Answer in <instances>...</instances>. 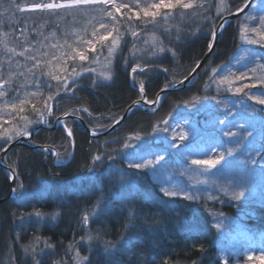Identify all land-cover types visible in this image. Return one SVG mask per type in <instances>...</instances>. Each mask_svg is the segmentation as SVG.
<instances>
[{"label":"trees","instance_id":"1","mask_svg":"<svg viewBox=\"0 0 264 264\" xmlns=\"http://www.w3.org/2000/svg\"><path fill=\"white\" fill-rule=\"evenodd\" d=\"M4 1L7 0H0V10L3 8L0 11V85L7 90V95L0 97V104L20 101L25 90L33 92V95L23 106V112L6 117L7 121L0 128V137L7 135L12 139L4 143L0 138L3 148L20 137L16 130L24 129V118L27 121L37 119L32 105L41 111L45 110V103L51 106V125L65 113L78 114L74 110L79 108L89 128L96 131L109 129L134 101L142 98L139 84H144L148 99L154 100L162 89L188 77L206 55L212 41L211 32L224 16L218 15V0H194L193 8L177 6L157 13L154 26L152 17L142 14L137 18L135 15L140 11L139 7L131 5L137 0L118 2L128 7L115 14L119 21L115 27L119 29L122 40L110 65L111 80L100 81L95 72L84 71L87 68L80 65L79 58L67 56L63 68L67 69L68 75L60 76V81H57L53 77L63 69L57 66L56 61L32 54L35 49H41L42 43L54 40L55 34L57 37L61 34L69 22V17L64 14L68 10H20L39 1L47 3L53 0H10L5 4ZM227 1V13L240 9L246 2ZM202 2L204 7L197 8ZM4 5L17 9L13 14L7 12ZM129 8L132 9L131 20L126 15ZM109 10L113 11L111 5ZM164 14L169 16L167 20L163 19ZM240 20L242 17L225 27L212 57L194 82L183 90L165 95L156 112L136 108L115 132L97 139H92L79 121L69 118L64 124L72 129L71 137L60 125L56 129H41L33 138L31 145L49 146L50 152L29 145L15 147L7 154V162L15 170L17 181L16 196L0 206V264H34L33 255L40 264H53L51 258L59 255L64 259L62 264H74L76 248L80 247L85 253L86 250L82 243L75 245L71 254L64 258L61 252L65 245L63 241L77 236L78 240L85 242L89 235L93 237L90 245L87 244L91 251L84 264H112L113 260L121 264H164V261L168 264H247L248 253L264 251V199L261 196L251 205H243L233 199L232 190L225 194L216 189L218 197L209 196L204 191L195 200L168 198L161 191L158 172L128 167L132 161L153 159L156 157L154 154L167 155L163 161L175 159L180 149L164 147L166 150L163 151L154 148L152 135L161 132L165 135L163 142L183 122L192 124L187 130L196 136L193 147L209 145L208 129L222 118L220 113L206 115L199 110L201 105L198 103L202 104L215 93L208 90L215 79L210 68L222 66L233 73L242 56L259 57L257 48L241 46ZM131 31L139 32L138 37L131 36ZM145 34L157 35L163 51L160 49L156 53L155 48L149 49L139 42L138 38ZM103 50L104 47L97 46L88 55L85 65L94 60L100 62L97 54ZM73 68L82 73L76 78V83H73ZM133 68H136L135 73ZM6 80L11 83H5ZM44 81L53 87L67 82V89L60 87L59 95H56L52 89L44 87ZM221 94L216 93L220 99L223 97ZM49 95L55 98L49 100ZM85 108L87 112L82 110ZM12 121L15 126H11ZM10 123L9 127L14 128L6 132L4 127ZM39 124L33 122L28 131ZM165 128L167 132L163 131ZM3 148H0V153ZM96 156L101 159L95 160ZM228 174L225 170L224 175ZM121 178L135 182L124 188ZM10 191L11 175L0 167V198L9 195ZM101 197L109 203L108 212L99 220L93 218L84 224L82 218L92 214ZM129 208L135 211L132 221L128 219ZM37 211L51 216L50 219L44 223L39 221L34 215ZM57 213L59 215H55ZM222 215L235 220L236 231H242L240 234L246 237L237 242L239 247L236 245L230 249L226 245L225 252L219 243L224 237L215 227ZM44 240L53 247L43 251L41 257L38 255L41 246L47 250ZM107 245H115L112 249L114 255L105 251Z\"/></svg>","mask_w":264,"mask_h":264},{"label":"rangeland","instance_id":"2","mask_svg":"<svg viewBox=\"0 0 264 264\" xmlns=\"http://www.w3.org/2000/svg\"><path fill=\"white\" fill-rule=\"evenodd\" d=\"M9 1L10 0L4 1V4ZM11 1L15 2L16 0ZM22 1L25 2L28 0ZM122 1L125 0H116L117 3ZM50 2L53 1H48L47 3ZM55 2L60 3L61 0H56ZM128 2L129 1L127 0L126 3ZM154 2H156V0H137V2L133 1L132 3L136 8L139 7V10L141 11L143 8L150 6ZM47 3L39 1L38 4ZM4 6L7 12H13V14L17 9V7H11V5ZM103 7L104 6L102 5H95L82 7L80 9L60 8L51 10H68V12H64V14L65 17H69V22H67L63 27V30L58 37L57 34H55L56 38H54V40L47 44L42 43V50L35 49L32 55L42 57L44 59H53L54 62L56 61L57 66L63 69V71L61 70L57 73V76L65 77L68 75V72L66 68H63V65L66 63L65 59L67 56L72 59L70 49H74L77 52H83L87 57L86 59L81 60L79 56L75 57L80 59V65L82 64V66H85L86 68L89 67L95 69V75L99 77L100 81H109L105 80L101 76V73L107 71L105 66L109 63V60L106 58L108 57V45L111 42L112 37H109L107 41L101 43L97 42L96 38L92 35L94 30L98 35L105 32V30L99 26L100 21H103L109 27L115 25L116 23L111 20V17L103 14L101 11ZM24 9H27L25 11L49 10H33L32 5L27 6ZM109 9L110 5L107 6L106 11H110ZM164 9L166 8L160 9L157 13H160ZM2 10L3 8H1L0 11ZM250 11L252 12L250 15L254 18L264 16V0H255ZM217 12L220 17L228 14L227 0H218ZM246 16L248 15H244L242 20L238 22V29L240 30V44L242 47L250 46L257 48V54L259 57L257 59H251L248 55L242 56L233 73L230 72V70H226L225 67L223 68L222 66L210 68L211 76L215 77V79L212 80L211 87L209 86L211 89L208 90H214L215 93L203 100L202 104H200V102L198 103L201 105L199 110L206 115L211 113H220L222 118L208 129L207 135L209 136V145L193 147V140L196 136L194 133L188 132L187 129H191L192 126L189 122H183L178 127H175L173 132L170 134V138L163 140V142L162 138H165V135L161 134V132H157L152 135L155 140L154 148L160 150L162 149L163 151L166 150L164 147H172L175 150L180 149V154L176 158L173 157L175 159H172L171 161L168 159L164 161L161 160L159 164H157L154 168H151L160 175L161 189L163 188L168 191L187 190L188 194L195 196V199H197L204 191L209 196L215 195L218 197L217 191H221V185L230 186V191L237 184L242 183L245 185L244 196L238 200L235 199L237 202H240L243 205H251L254 204V202H257V197L259 196L264 199V104L259 103V99H264V95H261L264 93V83H260L257 80V77L264 76V70L257 69L255 74L249 70L250 68L256 67V64L264 65V43L256 42L261 40V35H259L256 31H251V28L253 27L259 29V26L254 22L248 24V31L243 30ZM259 31L264 32V29H259ZM136 33L139 34V32ZM117 34L118 33L115 31L112 33L113 36H116ZM138 39L139 42L147 46L149 49L152 47L156 49V53L160 52V47L162 45L160 44L161 42H159L160 40L157 35L148 36V34H145L141 35ZM90 40L94 45V49L97 46L105 48V50L97 54L100 62L97 63L95 60L92 62L90 61L91 66L85 65L84 63L87 61L90 52H94L93 47H90L88 44V41ZM121 40L119 47L109 58L110 62H112L113 58L118 53ZM260 54H262V57H260ZM48 55H51L52 57L49 58ZM214 69L216 70L215 72H213ZM236 88H241L242 91L237 92L235 90ZM216 93H222V99H220ZM32 95L33 92L25 90L21 100H25L26 104L29 102ZM13 104H15L17 108L21 106L20 101L17 100L11 102L5 101L0 104V128L3 123L7 121L6 117H11L12 115L17 114L18 110H13ZM24 105H22V107ZM9 125H11V123L4 127L6 128V132H10V130L14 128H10ZM23 125H25V123ZM29 125L30 124H28V126ZM11 126H15V122H13ZM180 135L185 136L183 141L179 138ZM173 137H175V139H173ZM220 154H223L224 159L221 160L215 168L209 165L192 164L193 160H212L218 158ZM163 156L164 158L167 157V155ZM155 159L156 157L148 159L145 162ZM237 169L239 170L238 173ZM225 170L228 171V175H224ZM134 182L135 181L132 179L124 178L122 184L123 187L126 188V186H129ZM216 189L218 190L216 191ZM236 190L239 191L238 188ZM133 201L136 202L135 197ZM94 208L92 209V214H86L88 216V221L94 218ZM50 217L51 216L49 215H43L38 218V220L44 223L49 220ZM234 222L235 220H231L230 218L222 215L219 216V219L215 224V227L218 229L220 235L224 237L223 241H219V243L222 244L223 252H225L224 249L226 248V245H228L230 249H233L236 245L239 247L237 242H239L240 239L244 240L246 238L240 234L242 231H236L237 226ZM217 225L220 227H217ZM44 241L49 242L48 240ZM81 243V245H83L82 247L86 250V253L84 251H79L80 249L77 247L74 254V264H81L80 257L86 256L89 258L90 256L88 254L90 252V242L85 241ZM41 249H43L42 246ZM48 249H43V251L47 252ZM62 249H64V247H61V252L63 253L64 250ZM50 250H52V248H50ZM39 252L40 253L37 254L43 257V252H41V250H39ZM77 252L79 253V257L76 255ZM62 255H64V258L67 257V253ZM262 256H264V251L260 254L248 253L247 264H264V259H261ZM249 257H251V259H249ZM53 259L56 260L54 264H57V262L62 264L61 260L58 261L55 257ZM84 263H86V261L82 262V264Z\"/></svg>","mask_w":264,"mask_h":264},{"label":"snow or ice","instance_id":"3","mask_svg":"<svg viewBox=\"0 0 264 264\" xmlns=\"http://www.w3.org/2000/svg\"><path fill=\"white\" fill-rule=\"evenodd\" d=\"M193 3L194 0H156V2L152 3L150 6H147L145 8H143L141 11L136 12L135 15L137 16V18H139L141 16V12L143 14L144 17H152L153 18V24L155 26V17L157 15V10L158 9H163V8H174L179 6L182 9H189V8H193ZM95 5H102L104 6L101 11L103 12L104 15L111 17L112 21H115L116 24L119 23V21L117 20V16L115 14H118L121 12V9L128 7L127 4H118L116 2V0H61L60 3H56L55 0H53V2L47 3V4H35L32 5V9H49V10H54V9H60V8H64V9H80L82 7H86V6H95ZM111 5L113 8V11H106L107 6ZM135 7V5H133ZM204 7V3H200L199 5H197V8H202ZM248 7V3L247 0L245 2V4L240 7V11H243L245 8ZM21 11H25L27 9L21 8ZM131 14H132V9L129 8L128 13L126 14L128 16V19L131 20ZM169 18L168 14H164L163 19L167 20ZM254 22L255 24H257L259 26V29H264V16H261L259 18H254L251 15L246 16L245 18V22L243 25V30L244 31H248V24ZM99 26L100 28H103L105 30V32L103 34H97V32L94 30L92 35L96 38L97 42H104L107 41L109 37H112L111 42L108 45V57L106 59L109 60V63L105 66L107 68V71L101 73V76L105 79V80H111V62H110V57L112 56L113 52L119 47L120 44V40H121V35L119 34V29L115 27V25H112L111 27L107 26L103 21L99 22ZM258 28L253 27L251 28V31H256L258 32L259 35H261V40L260 41H256L258 43H264V32H260ZM113 31H116L118 34L116 36H113L112 33ZM131 36L133 37H138V33H136L135 31H131ZM216 31L213 30L211 32V37H212V41H210L209 47L211 48V44L213 41H215L216 39ZM88 44L90 47H93L94 50V45L92 43V41H88ZM12 51V50H10ZM161 51H163V49H161ZM70 52L72 54V58L75 59L76 56H79V58L81 60L86 59L87 57L84 55L83 52H77L74 49H70ZM95 59V58H94ZM98 62V61H97ZM127 63V62H126ZM257 69H261L264 70V65L262 64H256V67L254 68H250L249 70L251 72H253L254 74L256 73ZM84 71H88V72H94L95 69H91V68H87L84 69ZM163 71L167 72V69H163ZM216 70L214 69L213 72H215ZM132 72L135 73L136 72V68L132 69ZM141 72H144V69H141ZM73 73H74V77H73V83H76L77 80L76 78L79 77L82 73H78L75 71V68H73ZM53 79H56L57 81H60L61 77L60 76H54ZM257 80L260 83H264V76H260L257 77ZM135 82V81H134ZM5 83H11L10 80H6ZM93 84L95 86V81H93ZM39 87V86H37ZM44 87H49L50 89H52L56 95H59V90L60 87H63L65 89H67V82L61 84H58L56 86H51L50 83L48 81H44ZM237 92L242 91L241 88H236L235 89ZM139 91L141 94H143L144 92V84H139ZM7 95V90L4 88L3 85H0V97H4ZM261 95H264V93H262ZM55 97L53 95H49L48 99H54ZM256 98V97H253ZM17 99H19V97H17ZM143 99V96H142ZM25 100H20V107L17 108V106L15 104L12 105L13 110L16 111L18 110L19 112H23L24 108L22 107V105L25 104ZM145 103H155V101H144ZM259 103L264 104V99H259ZM139 104V101H134L133 105H137ZM130 107H132L130 105ZM33 110L37 113V119L35 121H27L26 118L25 119V127L24 129H17L16 130V135L17 136H25V135H31V133L28 131V124H31L33 122L35 123H44L46 121V118L48 115H51V106L48 105L47 103H45V110L41 111L39 109H36L35 105H32ZM83 111L87 112L88 109H82ZM69 115V113H65V116ZM89 115H91V113H89ZM123 119V118H121ZM117 123H119V121H116ZM163 123H167V121H164ZM159 126L157 125V128ZM64 129L67 133V135L69 137L72 136V129L69 128L67 126V124L64 125ZM163 131L167 132L168 129L165 128L163 129ZM97 132L95 129L92 130V135H96ZM230 135V133H229ZM4 140V143H7L8 140L12 139L11 136H7L4 135L2 137H0ZM182 141L185 139L184 135H180L179 137ZM173 139H175V137H173ZM0 148H3V144H0ZM156 156L155 160H149L147 162H145L143 159L140 161H132L129 163L128 167L134 170H141V169H151L154 168L157 164H159V162L161 160L164 159L163 154H154ZM95 160L99 161L101 159L100 156H96L94 158ZM224 159L223 154H220L218 158L216 159H212V160H193L192 164L194 165H209L213 168H215V166L217 164L220 163L221 160ZM135 174V173H133ZM123 180V178H121ZM221 191L225 192V194H227V192L229 191V187L230 186H226V185H221ZM239 189V191H237L236 189ZM244 188L245 185L241 184H237L234 188H232L233 191V199H240L242 196H244ZM161 191H163L164 196L166 197H181L183 199L186 200H195V196L190 195L187 193V190H182V191H168L166 189H161ZM166 203H174V201H166ZM109 210V203L103 198L101 197L94 210H93V216L96 220H99V218L103 215H105ZM29 215H33L32 213H30ZM34 215L37 218L42 217L44 214L37 211L34 213ZM55 215H59V213L55 214ZM55 215H53V219H55ZM128 219L129 221H132L135 219V211L134 209L129 208L128 210ZM82 221L84 224L88 223V216L85 215L82 218ZM217 227H220L219 225H217ZM39 239V238H37ZM81 239H84L83 237ZM93 239V237L91 235H89L87 237L88 241H91ZM44 247L45 248H52L53 246L50 245L47 241H44ZM73 248V245L70 244L68 246V249L71 250ZM115 248V245H107L105 248V251L109 253V255H114V253L112 252V249ZM27 252V249L25 250ZM89 251H91V247L89 246ZM41 252H43V249H41ZM77 257H79V253L77 252ZM249 259H251V257H249ZM261 259H264V256L261 257ZM81 260V264L83 261H87L88 257H80ZM33 261L34 264H40V261L38 259H36V256L33 255ZM57 264H59V262H57ZM112 264H121L120 261L118 260H113ZM164 264H168L167 261H164Z\"/></svg>","mask_w":264,"mask_h":264},{"label":"water","instance_id":"4","mask_svg":"<svg viewBox=\"0 0 264 264\" xmlns=\"http://www.w3.org/2000/svg\"><path fill=\"white\" fill-rule=\"evenodd\" d=\"M255 0H249L248 1V7L245 8L243 11H236L232 14H229V15H226L225 17H223L219 24L217 25V28L215 29L217 35H216V39L215 41H213L212 45H211V48H209L208 52L206 53V55L204 56V58L200 61V63L198 64V66L194 69V71L187 77L185 78L184 80H182L181 82L177 83V84H174L170 87H167V88H164L163 90H161L158 95L156 96V99H155V103H145L144 101L147 100V97L145 96L144 94V97L143 99L141 100H138L139 101V104L137 105H131L132 107H128L126 112L124 113V115L121 117L123 119H119V123L115 122L113 124V126L108 129L107 131H104V132H98L96 135H92V130L88 127L87 123L84 121V119L82 117H79V116H74V115H71L69 113V115L65 116V115H62L60 117H58L54 123L53 126H49V121L48 122H44V123H41L39 126L35 127L30 133L31 135H25V136H20L19 138H17L16 140H12L11 142H9V144L2 150L1 154H0V167H3L5 169H7L11 175H12V180H11V192L9 194V196L7 198H4V199H0V205H2L5 201H7L8 199H10L11 197H14L15 196V191H16V173L15 171L13 170V168L8 164L7 160H6V156H7V153L15 148V147H18V146H29L31 141L33 140V138L35 137V135L43 128H50V129H56L65 119L67 118H73V119H77L79 120L85 127V130L87 131V133L93 138H100L102 136H105V135H109L111 133H113L117 127L123 123L129 116L130 112L136 108V107H140L144 110H148L147 107H152L154 105L157 106V108H159L162 104V97L165 95V94H169L171 92H175V91H179L181 89H184L186 88L187 86H189L192 81L195 79V77L199 74V72L201 71V69L205 66V64L208 62L211 54L213 53L214 49L216 48L217 44H218V41H219V36L222 32V30L224 29V27L232 20L238 18V17H241L242 15L246 14L251 6L253 5ZM148 101V100H147ZM77 110V109H76ZM47 118H49V116H47ZM49 120V119H48ZM33 148H36V149H46V150H51V148L49 146H42V145H39V146H33Z\"/></svg>","mask_w":264,"mask_h":264},{"label":"bare ground","instance_id":"5","mask_svg":"<svg viewBox=\"0 0 264 264\" xmlns=\"http://www.w3.org/2000/svg\"><path fill=\"white\" fill-rule=\"evenodd\" d=\"M8 144H9V143H8ZM8 144H7V145H8ZM7 145H6V146H7ZM6 146H5V147H6ZM37 146H39V145H37ZM42 146H44V145H42ZM5 147H4V148H5ZM4 148H3V149H4ZM11 150H12V149H11ZM11 150H10V151H11ZM10 151H9V152H10ZM1 152H2V151H1ZM9 152H8V153H9ZM8 153H7V154H8ZM0 154H1V153H0ZM10 192H11V191H10ZM9 194H10V193H9ZM8 196H9V195H7V196L4 197V198H7ZM4 198H0V199H4ZM12 198H14V197H11L10 199H12ZM8 200H9V199H8ZM5 202H6V201H5ZM0 206H1V205H0ZM82 241H83V240H78V239H77V236H76V238H75V237H72V236L66 238V239L63 241V242H65V245L62 246V247H64V252H63V254H64V253L71 254V250L68 249V246H69L70 244H72V245H73V248H74L75 245L79 246V244H81ZM79 249H80V247H79ZM79 251H82V250L80 249ZM262 252H263V251H262ZM80 254H81V253H80ZM252 254H260V253H256L255 251H253ZM54 257H55V256H53V257L51 258V260L53 261V262H52L53 264H54V262L56 261V260L53 259ZM60 257H61V255L56 256L55 258H57L58 261L61 260V263H63V260H64V259H63L62 257H61V259H60Z\"/></svg>","mask_w":264,"mask_h":264}]
</instances>
